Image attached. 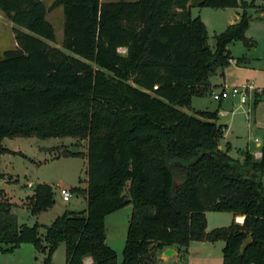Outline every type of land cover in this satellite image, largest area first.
I'll return each instance as SVG.
<instances>
[{"label": "trees", "instance_id": "16d2710c", "mask_svg": "<svg viewBox=\"0 0 264 264\" xmlns=\"http://www.w3.org/2000/svg\"><path fill=\"white\" fill-rule=\"evenodd\" d=\"M250 5L197 2L242 8L211 47L190 0H0L16 42L0 58V154L6 136L86 141L84 153L63 154L86 158L85 186L70 188L84 196L85 209L64 211L40 235V224H19L0 201V253L30 243L45 254L42 264H52L64 243L65 264L87 257L117 264L104 217L131 203L120 264H155L165 247L185 252L192 240H222V264H264V138L258 158L242 151L240 161L219 147L217 110L181 109L211 90L209 77L229 63L230 43L250 44ZM59 6L69 53L47 42L56 39L47 14ZM28 199L32 214L52 207V186L38 183ZM207 211L244 218L206 231Z\"/></svg>", "mask_w": 264, "mask_h": 264}, {"label": "rangeland", "instance_id": "374dc122", "mask_svg": "<svg viewBox=\"0 0 264 264\" xmlns=\"http://www.w3.org/2000/svg\"><path fill=\"white\" fill-rule=\"evenodd\" d=\"M50 6L54 0H43ZM118 1V0H100ZM133 1V0H126ZM239 2L243 0H238ZM252 5L246 8L250 15L264 9V0H244ZM241 7L212 8L207 6L194 7L193 15H198L207 31V42L214 45V34L223 31L227 25L238 19ZM48 21L53 25L55 41L50 44L62 48L63 38V9L62 6L49 10ZM13 23L0 11V58L2 53L15 48ZM250 44L234 41L228 45L231 62L223 67V74L216 73L210 80L216 84L211 90L202 95H194L191 106L181 107L182 110L193 114L195 110L218 111V121L223 127V137L219 145L232 157L243 161L242 151H258L256 142L263 144L264 138V17L253 18L249 21L245 32ZM121 52H124L121 50ZM69 53V52H68ZM245 59L246 64H237V58ZM130 83H132L130 81ZM252 84L256 90L252 91L246 102L239 104L236 98H225L217 101L213 93L223 85L239 86ZM257 99V100H256ZM225 136V137H224ZM2 145L7 148L0 154V171L4 177L0 179V201L11 204V212L16 216L19 224H40L39 233L44 235L45 226L66 210H83L86 207L84 196L71 190V197L64 201L59 193L58 185L73 188L85 186L86 158L80 155L66 156V151H86V141L71 136L39 138L37 136L4 137ZM32 183V187L28 183ZM264 184V175L262 177ZM38 183H47L54 192L52 207L32 214L29 209V195ZM25 199L28 202H24ZM132 211V204L107 214L104 217V232L107 244L116 252L117 264L122 260V250L126 238L128 221ZM206 231L213 228L227 226L234 215L227 211H207ZM190 250L185 264H222V240L206 241L209 245L196 251L190 241ZM45 254L37 251L30 243H22L13 252L0 253V264H42ZM52 264H65V245L60 243L52 254ZM157 264H162L158 262Z\"/></svg>", "mask_w": 264, "mask_h": 264}, {"label": "crops", "instance_id": "0c3cea01", "mask_svg": "<svg viewBox=\"0 0 264 264\" xmlns=\"http://www.w3.org/2000/svg\"><path fill=\"white\" fill-rule=\"evenodd\" d=\"M199 0H190V12H191V15L192 16H197V15H193L192 14V10H193V8L194 7H198V6H196V4H197V2H198ZM262 17H264V9H260L257 13H253L252 15H251V17H250V20L251 19H253V18H262ZM239 18H240V13H238V19L236 20V21H234L233 23H235V22H237L238 20H239ZM230 24H232V23H230ZM60 48V47H59ZM227 48H228V46H227ZM61 49H63L66 53H68V51L67 50H65L64 48H61ZM229 50V49H228ZM230 52V51H229ZM240 58V57H239ZM231 58H230V60H229V62H231ZM236 62H237V60H236ZM243 63V64H246V61H245V59H241L240 58V61L239 62H237V64H239V63ZM223 70V69H222ZM218 73H220V74H223V72H220V71H218ZM212 76V75H211ZM210 76V77H211ZM210 77H209V82H210V87H212V86H216V84L214 83V82H212L211 80H210ZM217 123L218 124H220V122L217 120ZM225 137V136H224ZM255 145H256V147L258 148V149H260V147H261V143L258 141V142H256L255 143ZM219 147L221 148V146L219 145ZM260 150H258L257 152H259ZM257 152L256 151H254V152H250L254 157H255V155L257 154ZM31 183V182H30ZM32 184V183H31ZM33 185H31V186H29V187H32ZM33 193V192H32ZM32 195V194H31ZM31 195H29V196H31ZM29 196H27V197H29ZM28 199V198H27ZM27 199H25V201L24 202H28V201H26ZM234 215V214H233ZM243 216L242 215H234V219H233V221H235V222H238V223H242V221H243ZM190 243L191 242H189V245H190ZM188 245V247H187V249H186V251L185 252H183L182 250H177L176 249V247H165L164 249H162L161 251H159L158 252V254H157V261H156V263L155 264H157L158 262H161L162 264H185V262H186V258H187V254L189 253V250H190V246ZM207 245H209L208 244V242H206V241H198V244H193V247L194 248H196L195 250L196 251H200V249L201 248H205V247H207ZM223 246H224V244H223ZM166 248H172L173 249V254L172 255H170V256H165L164 255V250L166 249ZM223 248V247H222Z\"/></svg>", "mask_w": 264, "mask_h": 264}, {"label": "built area", "instance_id": "2783aa9c", "mask_svg": "<svg viewBox=\"0 0 264 264\" xmlns=\"http://www.w3.org/2000/svg\"><path fill=\"white\" fill-rule=\"evenodd\" d=\"M263 42H264V37H263ZM123 50L125 51V48H120V51ZM157 86H154V88H156ZM252 91H256V93H260L263 92V90H256V88L253 87L252 84H241L239 86H227V85H223L219 88V90L217 92L213 93V98L217 101H220L222 99L225 98H236L237 101L239 102V104H243L246 102L249 94ZM260 151L257 152V154L255 155L256 158H258L260 156ZM32 184L29 182L28 186H31ZM57 187L59 189V193L61 198L64 201H68L71 197V190L68 187L65 186H61L57 184ZM91 263V258L87 257L84 259V264H89Z\"/></svg>", "mask_w": 264, "mask_h": 264}, {"label": "water", "instance_id": "95a60500", "mask_svg": "<svg viewBox=\"0 0 264 264\" xmlns=\"http://www.w3.org/2000/svg\"><path fill=\"white\" fill-rule=\"evenodd\" d=\"M250 241V238H248L245 242H244V244L242 245V249L246 246V244L248 243ZM173 254V249L172 248H166L165 250H164V255L165 256H170V255H172Z\"/></svg>", "mask_w": 264, "mask_h": 264}]
</instances>
